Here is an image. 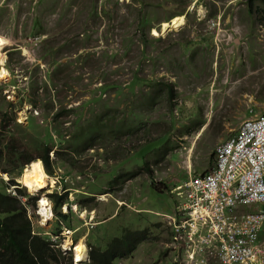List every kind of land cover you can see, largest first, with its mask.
Instances as JSON below:
<instances>
[{"label":"rangeland","instance_id":"obj_1","mask_svg":"<svg viewBox=\"0 0 264 264\" xmlns=\"http://www.w3.org/2000/svg\"><path fill=\"white\" fill-rule=\"evenodd\" d=\"M252 5L0 0V140L20 151L45 142L52 167L48 173L41 162L48 185L39 191L25 186L28 164L9 179L36 199L66 183L82 210L42 224L37 200L30 202L35 233L49 238L69 226L78 229L74 241L98 253L124 229L134 238L141 229L146 238L132 256L110 264L170 263L172 186L207 170L215 148L264 110V4ZM176 15L182 27L161 32ZM95 125L107 133L92 136Z\"/></svg>","mask_w":264,"mask_h":264},{"label":"built area","instance_id":"obj_2","mask_svg":"<svg viewBox=\"0 0 264 264\" xmlns=\"http://www.w3.org/2000/svg\"><path fill=\"white\" fill-rule=\"evenodd\" d=\"M178 189L185 195L182 209L189 218L174 225L175 238H181L191 219L204 230L194 239L201 238L219 264H264V110L244 119L236 134L215 148L206 173ZM241 206L255 209L239 211ZM188 256L189 264L203 262Z\"/></svg>","mask_w":264,"mask_h":264},{"label":"trees","instance_id":"obj_3","mask_svg":"<svg viewBox=\"0 0 264 264\" xmlns=\"http://www.w3.org/2000/svg\"><path fill=\"white\" fill-rule=\"evenodd\" d=\"M254 0H245L249 11L252 12V2ZM264 4V0H259ZM142 22V21H141ZM107 133L104 126L95 125L92 128L91 135H100L103 137ZM1 135V134H0ZM77 140V139H76ZM45 143V142H44ZM40 142L27 143L28 149L19 150L18 145L12 140H0V171L12 174H20L21 168L30 161L39 157L48 173H52V167L48 156L49 148ZM40 150L41 154L34 156L31 151ZM27 165L24 167L26 168ZM17 192L27 197L26 204L33 202L35 197L28 196L21 189ZM53 202V211L56 216L64 219L65 214L58 211V207L65 199V194L49 195ZM0 264H58L60 258L59 250L51 247L48 240L40 235L32 233L31 221L27 216L24 203L17 197L7 193H0ZM131 230V229H130ZM125 233L113 237L104 250L94 251L90 246L89 264H110L117 256L129 254L132 248L146 237L140 235L141 230L135 233L129 229H124ZM129 242V243H128Z\"/></svg>","mask_w":264,"mask_h":264},{"label":"clouds","instance_id":"obj_4","mask_svg":"<svg viewBox=\"0 0 264 264\" xmlns=\"http://www.w3.org/2000/svg\"><path fill=\"white\" fill-rule=\"evenodd\" d=\"M21 113L22 112H19V115L21 116V119L25 120L24 115H21ZM255 114H258V113H255ZM255 114H253V115H255ZM252 116H250V117H252ZM247 118H249V117H247ZM241 122H240V125H241ZM240 125H239V127H240ZM236 132L233 135H235ZM233 135H231L230 137H232ZM214 152H215V150H214ZM213 160H214V156L211 159L210 167L207 170H205L204 172L198 173V174H194V175L187 174L188 177L186 179H179L176 183H174V185L172 186V188L170 190L171 194L174 197L175 203H174V211H173V213L165 214V217L168 219V224H169V227H170V234H171V240H170V242H168V249H169L170 256H171L169 264H189V261H188L189 260V256H188L189 253H192L193 256L196 257V259H202L203 262H201L200 264H219L216 259L212 258L209 254H207V249L208 248L204 244V241H202L201 238L194 239V237H196L198 235L201 236V235L204 234V232H203L204 230H203L202 226H199V224L196 221L195 222H191V219L186 220L188 222V224L186 225V229L181 231V233H180L181 238H178V237L175 238L176 237V231H175V227H174V225L179 224L185 218H189V215H187L186 213L184 214V211L182 209V205H184V203L186 202L185 195L183 193L179 194V192L182 189H178V187L182 186L184 184V182H186V181H188L190 179H193L195 177L201 176L204 173H206L211 168V164L213 163ZM21 170H23V169H21ZM21 172H20V174H21ZM8 174L9 173H7V172L0 171V181L5 183V185H6V187H4V190L0 191V193H7V194H10L12 196H17L19 198L21 194L19 195V193L17 192V188L18 187L16 186V187L13 188V186L15 184H17V183H11V181H13V180L9 179V175ZM0 184H2V183L0 182ZM54 184H56L57 186L56 187L53 186V187H55V192H52V193H56L57 195L65 194V199L59 205L58 211L63 213V214H65L66 217H68L69 211L74 212V213L81 212L82 210L79 211V204L77 202H74L75 199H74V196H73L74 192H72V190H71L72 188H69V185L66 184V183L64 184V187H63L61 185L60 181L58 182V184H57V181H55ZM52 193H50V194H52ZM50 194H48L49 198L47 196H44L45 198H47V200L50 203V207H49L50 215L48 216L47 219H46V215H42L39 212V210H40L39 201L41 200V198H39V199L35 198L34 201H33V202L36 203V200H37V205H36V206H38L37 213L40 216V220H41L42 224L52 220L53 218L55 220H58V221H61V222H62V220H64L66 218L65 217L64 219H61L60 217L55 215V213L53 211V202H52L51 197L49 196ZM22 196H23V199L21 201L24 203L25 208H27V204H26V202H24V197L25 196L24 195H22ZM257 207L261 208L263 206L258 205ZM240 209L242 211H249L250 209L254 210L255 206L254 207H246V208H245V206H241V207H239V211H240ZM84 211H85V209H84ZM26 212H27V209H26ZM87 214H88L87 211H85L84 217ZM93 215H94L93 212L90 211L89 214H88L89 222L93 219ZM27 216H28V214H27ZM28 218L30 219L29 216H28ZM31 226H32V223H31ZM41 226H43V225H41ZM76 231H78V229L71 228L69 226H63L61 224L60 227H59L58 232L49 234V238H46V239L48 240V242L50 243V245H51V247L53 249L59 250L60 258L65 259L64 256L66 254H68L71 250L74 251L69 256L68 263H65V264H86V263L89 264V262H90L89 252H88V249L86 248V245L84 243L83 244L85 246V252L83 253V255H84L83 259L80 260V261L76 260V252H75V250H76L77 242L73 240V237L71 238V236ZM32 233L39 235L38 233H35L33 231V228H32ZM61 238H63V242L62 243H60V244H55L54 243L55 240H53V239H59L60 240ZM260 238H261V232H260ZM141 243H143V241L137 243L135 245V249ZM188 243H191V245H188ZM192 245H196V247H192ZM197 245L201 246V247H198ZM54 246L56 248H54ZM99 250H102V249L99 248ZM133 252H134V250L132 249L131 253H129L127 255V257L130 258L132 256ZM72 256H73V258H72ZM87 257H89L88 260H87ZM120 257L121 256H117L118 259ZM86 260H87V262H86ZM115 260H116V258L113 259L112 263Z\"/></svg>","mask_w":264,"mask_h":264},{"label":"bare ground","instance_id":"obj_5","mask_svg":"<svg viewBox=\"0 0 264 264\" xmlns=\"http://www.w3.org/2000/svg\"><path fill=\"white\" fill-rule=\"evenodd\" d=\"M183 20H184L183 16L180 15H176L172 17L169 22L162 23L163 29L161 30V32L163 31L165 33L166 31L169 30L180 29L184 24ZM152 32L153 34L158 33L156 32L155 29H152ZM6 76H7L6 69L4 67H1L0 77H6ZM27 166L29 167L30 170V174L25 181V186L28 188V190L33 192V191L41 190L44 187H46L48 185L47 174L44 171L41 161L39 159L33 160L29 162ZM39 207L41 211L40 214L46 215V217L50 215V210H49L50 203L45 197H42V199L40 200ZM75 252H76V260L77 261L82 260L84 256L83 253L85 252V246L83 244V241L77 243Z\"/></svg>","mask_w":264,"mask_h":264}]
</instances>
